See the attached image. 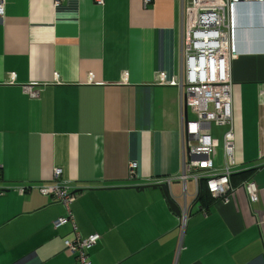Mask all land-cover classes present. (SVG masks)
Listing matches in <instances>:
<instances>
[{"label": "crops", "instance_id": "1", "mask_svg": "<svg viewBox=\"0 0 264 264\" xmlns=\"http://www.w3.org/2000/svg\"><path fill=\"white\" fill-rule=\"evenodd\" d=\"M182 4L5 0L0 264H77L64 245L71 223L54 228L67 210L38 191L56 169L76 193L70 209L79 235L100 236L93 264H264V1L236 4L231 65L237 173L258 169L250 179L259 200L239 189L210 204L206 216L195 182L183 194L179 180L182 92L173 83L181 75ZM212 138V164L221 169L223 137L221 145ZM170 179L180 208L192 205L184 231L161 189L135 190ZM245 182L232 178L231 187Z\"/></svg>", "mask_w": 264, "mask_h": 264}, {"label": "built area", "instance_id": "2", "mask_svg": "<svg viewBox=\"0 0 264 264\" xmlns=\"http://www.w3.org/2000/svg\"><path fill=\"white\" fill-rule=\"evenodd\" d=\"M210 0H183L181 13V75L180 82L173 85L180 87L182 92V143L183 164L179 180L183 183V194H186V182L193 180L197 186L195 201L200 194L201 183L205 182L209 194L215 201L228 199L243 189L250 200L255 203L259 200V192L252 180L245 182L238 188L231 187V177L238 171L236 161L235 126L233 114V81L231 65L238 58L236 47V4L239 0H226L224 6L209 7ZM264 1V0H258ZM151 0H145L149 4ZM58 4V2H57ZM5 14V0H0V16ZM57 74L54 77L57 79ZM161 81L165 74L160 75ZM32 98L39 96L28 86ZM197 103V120L190 121L185 116L184 108L188 99ZM225 127L223 133V167L214 168L212 155L215 143L208 127ZM137 165H130L131 171ZM0 165V174H1ZM62 171L54 170L53 181L38 187L44 197H51L55 202L62 204L67 210V217L54 222L57 229L70 222L71 236L64 240L65 248L74 256L77 264H93L91 249L100 240L99 235L83 238L79 235L78 227L71 214V205L77 200L73 186L61 179ZM172 180H168L170 186ZM29 189H20L24 194ZM192 205L181 208L180 228L184 231L191 216ZM201 213L206 216L207 208L200 207Z\"/></svg>", "mask_w": 264, "mask_h": 264}, {"label": "trees", "instance_id": "3", "mask_svg": "<svg viewBox=\"0 0 264 264\" xmlns=\"http://www.w3.org/2000/svg\"><path fill=\"white\" fill-rule=\"evenodd\" d=\"M258 169L254 168V169H250L241 173H235L234 175H232L231 179H236V180H240V181H249L250 176L257 171ZM251 180V179H250ZM196 202H198V204H202L201 207H205L207 208L210 204H212L213 202H215V200L212 198V196L209 194L208 190H207V186L205 182L201 183V187H200V194L196 200Z\"/></svg>", "mask_w": 264, "mask_h": 264}, {"label": "water", "instance_id": "4", "mask_svg": "<svg viewBox=\"0 0 264 264\" xmlns=\"http://www.w3.org/2000/svg\"><path fill=\"white\" fill-rule=\"evenodd\" d=\"M184 113H185V116L187 117V115H188L187 106H185V108H184ZM259 170H264V166L259 167ZM148 188L161 189L170 209L172 210V212L175 215H177L178 217H180L181 208H180L179 204L172 198L171 191H170L169 185L167 183H163V184L161 183V184L152 185V186L136 187L135 190L136 191H144L145 189H148Z\"/></svg>", "mask_w": 264, "mask_h": 264}, {"label": "rangeland", "instance_id": "5", "mask_svg": "<svg viewBox=\"0 0 264 264\" xmlns=\"http://www.w3.org/2000/svg\"><path fill=\"white\" fill-rule=\"evenodd\" d=\"M197 103L194 99L189 98L188 99V119L190 121H196L197 120ZM208 127V128H207ZM208 129L209 134L212 135V137L219 139L220 145L222 144V136H223V131L221 129H217L216 127H211L208 125H203L202 129ZM222 148V147H221ZM223 150V149H222ZM195 203H198L195 201Z\"/></svg>", "mask_w": 264, "mask_h": 264}]
</instances>
